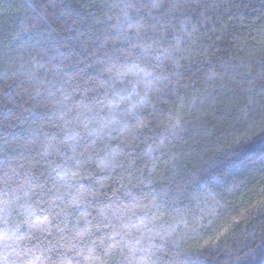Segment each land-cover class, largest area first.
<instances>
[{
	"label": "clouds",
	"instance_id": "clouds-1",
	"mask_svg": "<svg viewBox=\"0 0 264 264\" xmlns=\"http://www.w3.org/2000/svg\"><path fill=\"white\" fill-rule=\"evenodd\" d=\"M194 3L102 0L94 35L0 76V264H182L216 195L175 164L216 75H186L211 55L175 23Z\"/></svg>",
	"mask_w": 264,
	"mask_h": 264
},
{
	"label": "trees",
	"instance_id": "trees-1",
	"mask_svg": "<svg viewBox=\"0 0 264 264\" xmlns=\"http://www.w3.org/2000/svg\"><path fill=\"white\" fill-rule=\"evenodd\" d=\"M101 2L0 0V76L10 74L19 52L57 51L94 35ZM175 23L211 54L186 64V75L216 73L187 96L192 123L175 152L178 170L208 169L202 187L216 194L180 260L264 264V0H196ZM8 99L0 97L5 113Z\"/></svg>",
	"mask_w": 264,
	"mask_h": 264
}]
</instances>
